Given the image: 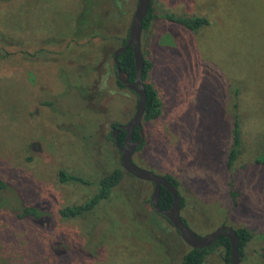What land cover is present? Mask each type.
<instances>
[{"label":"rangeland","instance_id":"374dc122","mask_svg":"<svg viewBox=\"0 0 264 264\" xmlns=\"http://www.w3.org/2000/svg\"><path fill=\"white\" fill-rule=\"evenodd\" d=\"M83 3L0 0V34L9 41L0 42V264H179L190 247L152 207L150 181L126 172L91 212L57 213L97 190L60 182V169L96 182L121 166L111 130L133 116L137 102L113 63L137 0L97 7L85 0L87 23ZM152 3L141 49L152 61L146 81L162 114L142 121L145 146L133 160L179 180L181 216L197 234L249 227L254 236L240 264H264V164L256 162L264 152V0ZM165 14L204 15L210 24L189 31ZM76 86L88 89L81 99ZM235 117L242 147L229 169ZM232 190L240 193L236 202ZM20 199L45 205L52 218L16 219ZM224 254L218 246L202 264H224Z\"/></svg>","mask_w":264,"mask_h":264},{"label":"trees","instance_id":"16d2710c","mask_svg":"<svg viewBox=\"0 0 264 264\" xmlns=\"http://www.w3.org/2000/svg\"><path fill=\"white\" fill-rule=\"evenodd\" d=\"M9 1V0H5ZM83 18L81 21H86V14H89L90 11V4L97 3L96 7L99 6L104 0H89V6H85V0H83ZM100 1V2H99ZM155 18V10L151 0L148 13L143 19V30L142 32L149 29L153 19ZM164 18L168 21L174 22L184 29L189 31H197L198 29L207 26L210 24V20L204 15H191V16H181L176 17L172 14H165ZM127 37V36H126ZM126 37L123 39L121 45L126 43ZM0 42H9L8 37L4 34H0ZM120 45V46H121ZM143 52V51H142ZM144 55V53H143ZM119 65L128 74V79L133 81L135 77V63L133 57V50L131 47L122 51L118 57ZM115 68V67H114ZM152 68V61L150 58L144 55V66H143V79L145 81V90H146V106L143 114L142 121H154L160 118L162 114V102L159 99L158 93L156 88L152 83L147 82V78L150 74ZM116 71V70H115ZM120 86H123L121 82H119ZM124 87V86H123ZM82 91H88L87 87H80L76 86L73 90V93L80 96V99L83 97ZM80 101V100H79ZM233 130H232V139L231 144L227 151V168L231 169L235 160L241 153L242 147V139H241V131H240V124L237 117L234 118L233 122ZM143 128V123H142ZM136 131V139L139 138L140 133L138 130ZM124 133L118 135V141L121 143L123 139ZM112 138V136H111ZM145 146V139L141 141L138 149ZM151 150V149H150ZM256 162L260 164H264V152H262L259 156L256 157ZM126 171L123 170L122 165L114 167L112 170L106 172L104 175L99 177V179L94 182L90 178L75 174V173H68L63 169L58 171V180L62 183H79V184H96L97 190L94 192L85 202L74 205L64 207L58 210V215L63 219H69L74 217L83 216L100 204L101 202L108 199L115 187H117L123 180L124 174ZM164 175L172 184H174L177 189L179 186V180L171 173H164ZM5 185L4 182L0 181V187ZM179 192V190H178ZM180 194V192H179ZM233 201L236 202L237 197L240 195L238 190L231 191ZM181 205L183 204V196L180 194ZM172 203V195L166 188H161L160 197H159V206L163 209H168ZM13 213L16 219L22 221H31L33 223H41L47 219L52 218L53 213L43 204H26L21 199L17 202L15 207L13 208ZM182 219L186 222V220L182 217ZM187 223V222H186ZM236 230L238 236V245H239V252H240V259L244 253V247L248 242L253 238L254 233L253 231L246 226H238L234 228ZM261 237L264 239V232L261 234ZM218 246H222L225 249L224 254V264H230L231 261V250H230V240L226 236H219L216 241L207 247L202 248H189L186 251L179 264H202L206 259L207 255L212 253L214 249Z\"/></svg>","mask_w":264,"mask_h":264},{"label":"water","instance_id":"95a60500","mask_svg":"<svg viewBox=\"0 0 264 264\" xmlns=\"http://www.w3.org/2000/svg\"><path fill=\"white\" fill-rule=\"evenodd\" d=\"M151 0H137L135 9L130 18L126 43L118 46L113 53V63L116 70L118 81L123 84L137 96L136 107L133 116L126 122L120 125L125 131V141L120 144L117 134L113 133L112 140L115 147L120 152L121 165L124 171L132 176L150 181L154 184L151 193V205L156 212L164 216L172 226L179 232L182 240L191 248H202L212 245L216 239L223 235L230 240L231 261L230 264H240V252L238 245V236L236 230L230 225H220L213 231L200 235L197 234L181 216V199L177 187L172 184L164 175L154 172L153 170L137 165L133 160L135 148L143 139L142 118L146 106V90L145 81L143 79L144 55L141 49V36L143 30V19L148 13ZM133 50L135 63V77L133 81L128 79V74L122 70L119 65V54L128 49ZM138 127L140 139L136 142H130L132 132ZM166 188L172 195V203L168 209H163L159 206V197L161 188Z\"/></svg>","mask_w":264,"mask_h":264},{"label":"flooded vegetation","instance_id":"af4514ba","mask_svg":"<svg viewBox=\"0 0 264 264\" xmlns=\"http://www.w3.org/2000/svg\"><path fill=\"white\" fill-rule=\"evenodd\" d=\"M120 125H121V124H114V125L112 126L111 136L113 135V133H116V134H117V138H118V135L124 133V136H123L122 142L120 143V144H123L124 141H125L126 133H125V131H123V130L121 129ZM135 130H138V132H139L138 127H136V128L134 129V131L132 132V138L130 139V142H136V141H138V140L141 138L140 135H139V138L136 139V131H135ZM144 137H145V136L143 135V139H142V141L145 139ZM140 144H141V143H140ZM140 144H139V145H140ZM139 145L135 148L134 152L138 150ZM151 183H152V182H151ZM152 184H153V183H152ZM153 186H154V184H153Z\"/></svg>","mask_w":264,"mask_h":264}]
</instances>
